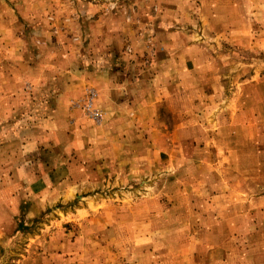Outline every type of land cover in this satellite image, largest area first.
I'll return each mask as SVG.
<instances>
[{
  "label": "rangeland",
  "instance_id": "1",
  "mask_svg": "<svg viewBox=\"0 0 264 264\" xmlns=\"http://www.w3.org/2000/svg\"><path fill=\"white\" fill-rule=\"evenodd\" d=\"M0 264H264V0H0Z\"/></svg>",
  "mask_w": 264,
  "mask_h": 264
}]
</instances>
